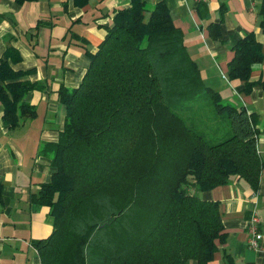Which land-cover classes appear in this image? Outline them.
Returning <instances> with one entry per match:
<instances>
[{
	"label": "trees",
	"instance_id": "obj_1",
	"mask_svg": "<svg viewBox=\"0 0 264 264\" xmlns=\"http://www.w3.org/2000/svg\"><path fill=\"white\" fill-rule=\"evenodd\" d=\"M260 16L264 33V0ZM263 46L250 32L232 47L228 79L246 94L264 87V75L251 80ZM90 58L81 84L59 93L65 124L46 147L55 172L35 197L54 218L35 242L40 264H209L225 226L219 203L200 193L237 177L259 188L258 113L205 83L165 1L150 13L144 0L116 9ZM20 75L2 60L10 128L36 113L24 97L40 84Z\"/></svg>",
	"mask_w": 264,
	"mask_h": 264
},
{
	"label": "crops",
	"instance_id": "obj_2",
	"mask_svg": "<svg viewBox=\"0 0 264 264\" xmlns=\"http://www.w3.org/2000/svg\"><path fill=\"white\" fill-rule=\"evenodd\" d=\"M144 1L148 13L165 1L208 86L259 115V188L254 190L237 177L200 196L219 203L225 226V236L209 264H264V87L256 84L246 94L244 82L231 81L227 75L232 47L240 39L254 32L264 45L263 0ZM129 5L130 0H89L85 6L75 0H0V64L7 59L21 74L17 80L40 84L24 97L36 107L35 115L17 128L5 123L0 101V264L41 263L35 242L52 233L54 218L35 197L55 172L46 147L59 140L65 124L67 108L60 89L73 90L81 84L90 53L104 39L116 9ZM214 22L219 24L218 38L211 31ZM263 75L264 62L254 66L251 80L257 82ZM253 212L260 218L262 234L257 249L250 246L247 230Z\"/></svg>",
	"mask_w": 264,
	"mask_h": 264
},
{
	"label": "built area",
	"instance_id": "obj_3",
	"mask_svg": "<svg viewBox=\"0 0 264 264\" xmlns=\"http://www.w3.org/2000/svg\"><path fill=\"white\" fill-rule=\"evenodd\" d=\"M259 224H260V218L256 213L253 212L248 218L247 230L250 235L249 244L254 249H257L260 246V238L262 234L260 232Z\"/></svg>",
	"mask_w": 264,
	"mask_h": 264
}]
</instances>
